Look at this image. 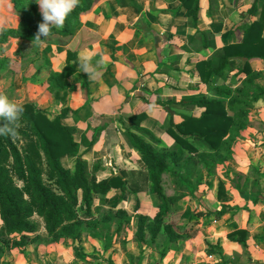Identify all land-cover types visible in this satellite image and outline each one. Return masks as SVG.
<instances>
[{
	"label": "crops",
	"instance_id": "obj_1",
	"mask_svg": "<svg viewBox=\"0 0 264 264\" xmlns=\"http://www.w3.org/2000/svg\"><path fill=\"white\" fill-rule=\"evenodd\" d=\"M95 1L92 9L82 15L73 36H50L42 45L44 50L48 48L52 65V70L46 69L47 77L51 71H62L68 53L76 56L72 61L76 70L69 78L75 90L68 92L66 102V109L74 115L69 114L66 123L77 127L76 139L85 152L84 160L94 164L92 171H97L101 181L121 176L122 172L145 170L125 129L155 148L173 149L177 144L167 133L171 122L179 124L183 116L200 118L205 110L180 103L203 97L220 99L202 82L197 64L226 44L242 41L244 31L237 27L264 16V0H200L197 26L186 17L187 9L180 0ZM255 4L257 13L242 17ZM18 24L19 14L12 2L0 0V31ZM82 51L94 53V66L104 58L95 79H89L79 68ZM252 67L262 72L256 83L264 89L263 82H259L264 80V62L256 60ZM218 84H223L220 78ZM47 87L46 83L40 86L46 99L51 100ZM167 102L171 106H163ZM36 104L48 110L44 100ZM254 107L255 119L252 113V126L235 143L233 158L218 166L213 177L204 172L198 191L191 194L180 188L172 174L164 176L165 193L179 196L169 222L184 234L177 242L165 248L167 236L161 234L156 245L139 243L137 216L153 217L159 202L147 190L136 195L128 189H113L106 203L97 201L95 207L99 234L84 232L75 241L53 242L43 227L46 236L39 233L41 240L28 244L27 256L19 255L15 264H264V96ZM94 136L96 142L90 147ZM198 179L193 178L195 186ZM119 209L133 220L117 232L119 220L107 225L101 218ZM206 211L210 214L194 217L196 212ZM238 231L247 235H233Z\"/></svg>",
	"mask_w": 264,
	"mask_h": 264
},
{
	"label": "trees",
	"instance_id": "obj_2",
	"mask_svg": "<svg viewBox=\"0 0 264 264\" xmlns=\"http://www.w3.org/2000/svg\"><path fill=\"white\" fill-rule=\"evenodd\" d=\"M10 1L19 14V24L1 29L0 44L7 43L9 39L42 43L35 41L38 26L43 22L39 5L35 0ZM180 1L187 9L186 17L192 18L193 25L197 26L200 0ZM95 2L80 0L64 26L52 28L51 36L63 39L73 36L82 23V15L90 11ZM213 7L211 2V11ZM257 10L255 4L242 17L255 15ZM238 28L244 31L242 41L226 44L208 60L197 64L202 82L215 90L220 99L203 97L194 102L180 103L181 106L193 105L205 110L200 118L183 116L181 123L171 122L167 133L175 140V148H155L137 133L125 129L128 141L140 154L144 171L122 172L121 176L98 181L97 171H88L83 157L85 152L76 139L77 127L65 124L60 115L50 117L34 103L23 104L19 138L13 140L0 136V235L8 242L9 248L19 249L41 240V224L36 218L43 221V227L53 242L62 239L75 241L84 232L99 234L95 233L100 222L94 210L97 201L106 203V196L113 189H128L136 195L147 190L159 202L158 212L153 217L137 216L136 238L139 243L147 242L153 246L161 234H166L164 247L167 248L182 238L184 234H179L168 221L179 196L165 193L164 176L172 174L180 188L191 194L198 191L203 184L204 172L213 177L218 166L233 158L235 143L243 139V132L250 126L251 109L264 96V89L256 83L262 72L252 67L256 60L264 62V16ZM40 38L45 39L43 36ZM74 60L76 56L68 53L62 71L51 74L52 94L75 90L69 82L76 70L72 65ZM47 63L51 65L49 60ZM219 78L223 84H218ZM165 105L171 106V103ZM70 111L63 108L62 116ZM131 120L134 121L135 116ZM138 130L149 134L141 128ZM96 139L94 136L90 147ZM68 157L76 158L74 172L67 163ZM196 176L199 179L195 186L193 178ZM140 207L137 200L136 210ZM206 214L210 212H196L194 217ZM116 220H119L117 232H120L124 223L131 224L133 217L119 209L111 210L101 218V222L107 225ZM233 235L246 236L247 233L238 231Z\"/></svg>",
	"mask_w": 264,
	"mask_h": 264
},
{
	"label": "rangeland",
	"instance_id": "obj_3",
	"mask_svg": "<svg viewBox=\"0 0 264 264\" xmlns=\"http://www.w3.org/2000/svg\"><path fill=\"white\" fill-rule=\"evenodd\" d=\"M43 43L44 42L36 43L26 40L9 39L7 43L0 44V93L7 95L9 99L22 105L34 103L37 106L36 101L44 100L46 105H48V110L44 111L47 112L50 117L60 115L62 121L66 124V117L69 114L74 115V112L71 111L65 116H62L63 108H66L68 93H61L58 95L50 92V76L54 71H51L52 65L48 66L47 61H50L47 57L48 48L44 50ZM46 69H51L49 70L51 71V73L49 72V77L46 76V71H48ZM44 76L48 79L45 80ZM32 80H34L35 83L32 84ZM43 81L45 82L43 83ZM259 82H263L261 84L264 85V80H260ZM45 83L48 85L47 90L51 95V100L49 98L46 99L47 94L40 88V86ZM32 95L34 97H32ZM254 106L255 103L253 107ZM254 112H256L255 107L251 110L250 115ZM253 118L255 119V113L253 114ZM251 124L252 122L250 119V126H252ZM85 162L89 173H91L94 164L91 163V165H88L86 160ZM67 163L70 167L72 166V168H75L74 158L68 157ZM36 220L41 224V235L46 236L43 231V221L40 218H36ZM170 220L171 218L168 219L169 222ZM95 233H98V231H95ZM3 238L4 237L0 235V264H15L16 257L21 254L27 256L25 250L27 246L19 249H10L8 242Z\"/></svg>",
	"mask_w": 264,
	"mask_h": 264
},
{
	"label": "clouds",
	"instance_id": "obj_4",
	"mask_svg": "<svg viewBox=\"0 0 264 264\" xmlns=\"http://www.w3.org/2000/svg\"><path fill=\"white\" fill-rule=\"evenodd\" d=\"M39 5L43 22L38 26V33L35 41L43 42L52 35L53 27L62 28L68 15L80 4V0H35ZM41 36L45 39L41 40ZM94 53L82 51L79 54V68L88 75L89 79H95L99 74L98 69L104 66L102 57L97 65L91 63ZM24 112L22 104L3 93H0V136L16 140L19 138L18 129Z\"/></svg>",
	"mask_w": 264,
	"mask_h": 264
}]
</instances>
